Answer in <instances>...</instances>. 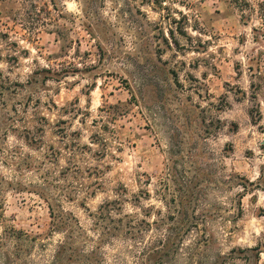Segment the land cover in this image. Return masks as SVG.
<instances>
[{
	"label": "rangeland",
	"instance_id": "1",
	"mask_svg": "<svg viewBox=\"0 0 264 264\" xmlns=\"http://www.w3.org/2000/svg\"><path fill=\"white\" fill-rule=\"evenodd\" d=\"M55 2L61 32L28 39L18 4L0 1L5 221L46 233L52 205L98 240L91 214L117 201L137 224L110 221L117 237L81 238L58 259L53 232L0 264H264L257 18L245 24L231 0Z\"/></svg>",
	"mask_w": 264,
	"mask_h": 264
},
{
	"label": "trees",
	"instance_id": "2",
	"mask_svg": "<svg viewBox=\"0 0 264 264\" xmlns=\"http://www.w3.org/2000/svg\"><path fill=\"white\" fill-rule=\"evenodd\" d=\"M1 2L13 1L18 4V10L15 12L13 17V22L15 26H21L25 31V36L28 39H34L39 35L42 30L53 29L51 27H56L57 32H61V28L57 26L59 18L65 17L64 9L59 8L55 0H0ZM235 7L241 12V19L245 24H248L253 17L257 18L258 24L252 27L254 36L253 39L260 46L258 54L256 56L251 55L249 58L248 68L252 71L251 76L255 79L251 87L253 89V98H257L259 90L262 88V80L264 79V0H231ZM3 22L0 20V24ZM8 28L9 25L5 24ZM14 26V27H15ZM14 29V28H12ZM10 34L7 32H1V37L9 38ZM7 45H13V42L7 41ZM46 71H49L46 69ZM254 109L251 111V116L254 121L260 120L261 112L259 109L256 110L257 115L254 113ZM263 175V174H262ZM8 184L9 187L13 185L11 181L5 180V177L0 174V260L7 259L11 254L15 255L16 252L9 251L8 248L13 246L19 249L20 243L23 241H28V245L33 241H38L42 238H48L53 232L63 233L64 237L58 242V251L56 252L55 258H59L60 252L73 246L75 243L83 238L85 242L93 240L97 247L108 239H113L117 237L110 230L111 222H123V220L128 217V222L124 223V226H129V229H134V225L137 224L135 217L131 214H123L121 206H118L117 201H107L105 204L101 205L97 213L91 214L95 220L96 228H101L102 231L99 234V239L96 240L92 236H89L85 229L81 226L79 220L74 216L72 212H66L61 209L60 212L56 213L53 206L49 205L50 213L53 218L52 226L46 233L40 234H30L29 232H21L16 228L8 225L5 221V189L4 184ZM14 188V187H13ZM118 204V205H117ZM121 215L119 218L113 216V213ZM45 236V237H43ZM133 237V236H131ZM43 240V239H42ZM48 240V239H47ZM42 242V241H41ZM30 243V244H29ZM166 244H163V249ZM257 248H245L244 251H251ZM240 257V256H239ZM72 256H69L71 259ZM50 264H55L52 261ZM232 264H236L232 262Z\"/></svg>",
	"mask_w": 264,
	"mask_h": 264
}]
</instances>
